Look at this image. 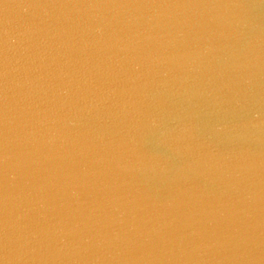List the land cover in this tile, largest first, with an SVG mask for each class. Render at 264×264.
<instances>
[{
  "label": "water",
  "instance_id": "1",
  "mask_svg": "<svg viewBox=\"0 0 264 264\" xmlns=\"http://www.w3.org/2000/svg\"><path fill=\"white\" fill-rule=\"evenodd\" d=\"M0 264H264V0H0Z\"/></svg>",
  "mask_w": 264,
  "mask_h": 264
}]
</instances>
